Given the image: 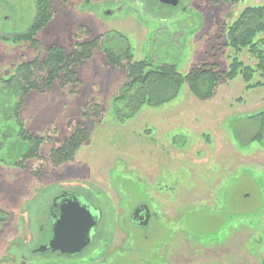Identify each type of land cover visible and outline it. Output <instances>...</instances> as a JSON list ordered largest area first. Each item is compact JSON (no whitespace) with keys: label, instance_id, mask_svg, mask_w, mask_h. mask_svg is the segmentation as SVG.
Instances as JSON below:
<instances>
[{"label":"rangeland","instance_id":"rangeland-1","mask_svg":"<svg viewBox=\"0 0 264 264\" xmlns=\"http://www.w3.org/2000/svg\"><path fill=\"white\" fill-rule=\"evenodd\" d=\"M50 1L54 17L37 35L44 47L72 50L82 26L89 31L84 38L101 39L76 68V83L31 91L17 114L5 80L36 52L2 36L27 30L36 4L0 0V264H260L264 86L250 88L239 75L199 100L183 84L172 101L128 116L117 99L126 70L103 52L130 48L135 59L176 64L182 74L204 63L225 71L236 53L224 30L264 0H180L159 14L142 0ZM240 57L255 62L246 50ZM79 128L89 138L72 161L54 165L51 148ZM23 129L50 138L39 147L42 161L25 157L34 140ZM70 189L100 209L92 244L75 257L32 253L47 238L48 202ZM139 205L150 208L147 226L132 220Z\"/></svg>","mask_w":264,"mask_h":264},{"label":"trees","instance_id":"trees-1","mask_svg":"<svg viewBox=\"0 0 264 264\" xmlns=\"http://www.w3.org/2000/svg\"><path fill=\"white\" fill-rule=\"evenodd\" d=\"M35 4L36 13L27 30L13 36H2L5 41L25 42L36 52L33 58L20 62L14 74L5 80L6 86L12 89L9 93L12 99L8 100V104L17 114L31 91L43 93L52 90L55 84L63 88L67 84L76 83V68L92 58L101 39L84 38L89 31L82 26L75 35L76 41L72 50L68 51L59 44L44 47L37 35L49 25L54 17V10L50 0H35ZM224 31L227 37L226 46L236 53L234 57L229 55L232 60L229 69L225 71L220 70L216 64L204 63L189 73L182 74L176 64L159 66L152 61L137 60L130 48L123 55L104 50L103 54L109 63L126 70L127 82L123 92L117 97L122 101L121 108H128V116H133L146 105H164L176 98L183 84H187L199 100H209L215 96L220 83L232 81L239 75L250 88L264 86V6L247 7ZM245 50L249 58L254 59L253 64H247L241 59L240 55ZM257 75L259 79L256 78ZM1 106L2 104L0 109ZM261 114L264 115V112ZM22 136L34 140L25 157L36 156L42 161L39 147L44 141L50 142V138L35 136L25 129L22 130ZM88 138V129L79 128L63 143L51 148L50 161L54 165L72 161L76 151ZM22 159L21 165L24 157ZM260 264H264V258Z\"/></svg>","mask_w":264,"mask_h":264},{"label":"water","instance_id":"water-1","mask_svg":"<svg viewBox=\"0 0 264 264\" xmlns=\"http://www.w3.org/2000/svg\"><path fill=\"white\" fill-rule=\"evenodd\" d=\"M158 5L176 6L180 0H156ZM141 212L145 214L140 217ZM101 212L93 214L90 207L77 196L68 198L60 207V214L52 227V238L47 246L36 251L50 249L60 255L75 257L93 242V232L100 222ZM151 218L150 208L142 205L132 214V220L139 226H147Z\"/></svg>","mask_w":264,"mask_h":264},{"label":"flooded vegetation","instance_id":"flooded-vegetation-1","mask_svg":"<svg viewBox=\"0 0 264 264\" xmlns=\"http://www.w3.org/2000/svg\"><path fill=\"white\" fill-rule=\"evenodd\" d=\"M141 4L143 5V7L146 6L150 11H152L155 14H159V11L164 6V5H160L159 6L158 2L156 0H148V1L142 0ZM176 7H177V5L175 7H173V8L177 9ZM182 8H183V6H182ZM75 196H77L83 203L87 204L90 207V209L92 210L93 214L98 215V212L100 213V209L95 206V204L93 203V201L91 199H89L86 195L81 194L80 192H78L75 189L63 190V191L57 192L55 195H53L51 197L50 201L48 202L47 214L44 217V223H46L48 228H45V226H43L42 230L47 235V238L45 239V241L43 243H41L37 247H35L32 250V253L37 252L36 250L38 248L47 246L49 244V242H50V240L52 238V227H53V224H54V222L56 220V217H58L59 214H60L61 205L64 202L68 201V198L71 199V198H74ZM140 206H142V205L137 206L133 210V212L137 208H139ZM144 214H145L144 212H141L140 217L143 216ZM100 218H101V216H100ZM93 233H95V232H93ZM92 235H93V239H94V235L95 234H92ZM37 253H55L57 255H60L59 252H52L50 249H46L43 252H37ZM12 261H14V259Z\"/></svg>","mask_w":264,"mask_h":264}]
</instances>
